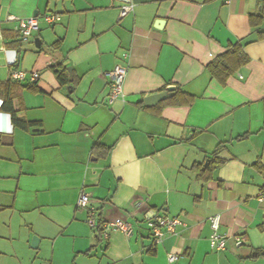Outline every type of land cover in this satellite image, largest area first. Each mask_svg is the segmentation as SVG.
Returning a JSON list of instances; mask_svg holds the SVG:
<instances>
[{
  "label": "crops",
  "instance_id": "crops-1",
  "mask_svg": "<svg viewBox=\"0 0 264 264\" xmlns=\"http://www.w3.org/2000/svg\"><path fill=\"white\" fill-rule=\"evenodd\" d=\"M263 6L0 0V264H264L251 256L264 248V21L251 23ZM31 16L39 29L24 42L19 21ZM233 44L249 60L222 82L208 64ZM118 64L124 94L111 101L107 73ZM20 70L25 78H14ZM170 85L171 97L146 104ZM178 92L194 100L164 103ZM215 158L223 162L200 176L196 166ZM82 191L99 210L96 227L78 205ZM156 213L185 225L154 246L146 220ZM217 213L220 251L209 241ZM116 218L131 236L105 232Z\"/></svg>",
  "mask_w": 264,
  "mask_h": 264
},
{
  "label": "built area",
  "instance_id": "built-area-1",
  "mask_svg": "<svg viewBox=\"0 0 264 264\" xmlns=\"http://www.w3.org/2000/svg\"><path fill=\"white\" fill-rule=\"evenodd\" d=\"M231 0H225L229 3ZM132 9L131 5L123 6L121 9V16L126 15ZM45 20L49 23H54L60 19L57 14L48 13L45 16ZM39 29V22L37 16H31L28 18L21 19L19 21L18 30L21 33V38L24 42H28L33 37L34 32ZM111 85L110 100L113 101L124 94V82L127 76V67L118 64L113 70L107 73ZM12 76L14 78L23 79L26 76L24 71L13 72ZM40 78V73L38 71L32 72L30 74V79L33 82L38 81ZM2 104V102H1ZM258 199L264 204V188L261 189L258 195ZM78 205L82 208H88L89 216L88 223L92 227H96L98 224V208L95 205L91 196L82 191L78 200ZM222 220V214L217 213L209 218L212 233L210 236V244L215 250H224L227 246V235L220 233V225ZM147 226L151 237L153 238V245L156 246L163 242L164 238L168 234H177L178 227L185 225L180 217H172L169 215H164L160 213L153 214L147 218ZM105 232L108 233L111 230H119L126 236H131L134 232L132 224L125 218H116L110 220L105 224ZM179 256L175 253H170L168 256L169 261L175 262L178 260Z\"/></svg>",
  "mask_w": 264,
  "mask_h": 264
},
{
  "label": "trees",
  "instance_id": "trees-1",
  "mask_svg": "<svg viewBox=\"0 0 264 264\" xmlns=\"http://www.w3.org/2000/svg\"><path fill=\"white\" fill-rule=\"evenodd\" d=\"M264 21V6L262 7L261 11L258 14H252L251 15V23L253 25H258L261 24ZM259 37L264 38V31L260 32ZM249 60L248 55L245 53L243 50L242 46L240 44H233L231 45L228 50H226L223 54L212 60L208 64V68L213 74V76L219 78L222 82H225L227 78L237 72L239 68L246 64ZM59 78L63 82H67V79L63 77V74H59ZM186 96V101H181L180 99L178 100V95L179 92L173 97L172 99L164 102V103H169V102H177V103H191L194 98L192 95L188 93H182ZM11 114V117L13 118V113L9 112ZM20 125H23V127L28 128L32 123L27 122L26 120H22L19 123ZM244 136H240L238 139H241ZM98 147V146H97ZM222 146H219L216 151L214 152L215 157L218 155L220 152ZM210 164L209 165H204L203 167L201 165H197L196 168L199 170V175L208 177L207 174L210 175V171L212 168L216 167L218 165L217 163H222L223 160H218L217 158L209 160ZM216 164V165H215ZM252 257H260L264 256V248H259V249H254L251 253Z\"/></svg>",
  "mask_w": 264,
  "mask_h": 264
},
{
  "label": "water",
  "instance_id": "water-1",
  "mask_svg": "<svg viewBox=\"0 0 264 264\" xmlns=\"http://www.w3.org/2000/svg\"><path fill=\"white\" fill-rule=\"evenodd\" d=\"M36 14V13H35ZM39 40L36 39V44L38 46H40L39 43ZM176 90V86L175 85H170L166 88V90L164 92H160V93H157V94H153V95H150L148 97L145 98V102L147 105H153L155 102L161 100V99H166L168 97H171V95L174 93V91ZM39 241V238L38 237H34L33 238V241H32V245L34 247L37 246V243Z\"/></svg>",
  "mask_w": 264,
  "mask_h": 264
}]
</instances>
